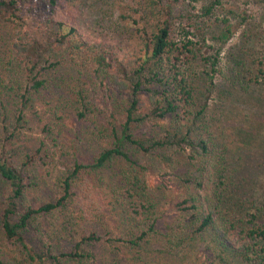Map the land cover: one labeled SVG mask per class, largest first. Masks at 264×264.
Returning <instances> with one entry per match:
<instances>
[{
    "label": "rangeland",
    "instance_id": "rangeland-1",
    "mask_svg": "<svg viewBox=\"0 0 264 264\" xmlns=\"http://www.w3.org/2000/svg\"><path fill=\"white\" fill-rule=\"evenodd\" d=\"M155 1L158 13L157 17L152 16L154 25L159 23L157 19L161 23L167 21L172 36L178 41L185 39V32H189L195 46L197 58L192 60L193 67L187 64L186 54L180 64L184 75L193 81L196 101L195 117L186 129L191 128V136L207 139L226 151L224 215L229 222L243 220L242 226H246L249 214H256L263 221L264 87L254 81L250 83L249 79H254L250 76L238 79L243 63L257 59L264 52V0H222L221 6L209 16L202 13L212 0ZM145 8L140 0H58L53 18L55 23L75 27L87 41L123 49L119 54L128 57L144 54L142 33L137 31L145 27L147 20L137 10ZM8 17L6 11L0 14V80L15 88L26 82L12 49L13 27ZM193 17L197 18L198 29L192 27ZM213 58L217 60L215 68ZM80 74L65 62L45 76L48 82L35 94L33 104L27 108L28 125L20 130L15 118L18 89L10 91L0 87V158L23 162L27 156L36 154L43 140L48 142L49 156L43 154L44 158L37 160L29 171L34 185L28 189L27 201L34 207L61 197L63 180L74 165L92 163L113 143L110 130L99 125L101 121L81 123L78 118L83 111L78 91L99 86V81L93 84V79H80L83 76ZM259 81L264 83V75ZM96 95L106 101L102 94ZM100 100L96 99L97 103ZM150 107L148 96L141 95L140 113L149 114ZM172 125L171 120L148 118L133 125L132 132L136 139L150 145L151 141L161 138L158 136H165ZM125 149L148 166L149 188L143 197L158 207L159 227L155 233L140 241L139 246L128 244L129 239H137L131 232L140 230L126 213L125 192L132 188L131 169L124 160L114 158L101 168L89 170L88 174L92 201L103 214L100 225L92 228L78 216L73 203L38 216L33 222L38 233L32 235L43 243L54 244L59 252L70 250L91 230L103 236L100 241L83 243L81 252L88 257L63 258L62 264H245L221 253L210 231L192 234L187 225L182 228L177 225L182 214L176 204L185 197L183 180L199 178L182 151L144 153L127 144ZM6 189L0 179V217ZM2 259L8 264H29L19 247L5 242L0 219Z\"/></svg>",
    "mask_w": 264,
    "mask_h": 264
},
{
    "label": "trees",
    "instance_id": "trees-1",
    "mask_svg": "<svg viewBox=\"0 0 264 264\" xmlns=\"http://www.w3.org/2000/svg\"><path fill=\"white\" fill-rule=\"evenodd\" d=\"M140 2L148 11L137 10L147 20L145 27L137 31L142 33L144 54L127 57L119 54L123 49L87 41L75 27L55 23L53 17L58 0L0 1V14L4 11L9 13L8 21L13 27L12 49L18 64L22 66L26 82L13 88L0 80L2 89H18V93H15L18 98L15 113L17 129H24L28 125L27 108L33 104L35 94L45 88L48 82L45 76L69 62L83 75L80 79L91 78L93 84L99 81L98 87L93 85L90 90L82 88L78 91L83 109L78 114L79 120L81 123L101 121L102 125H99L110 130L113 140L111 147L105 148L92 163L77 162L74 165L70 175L63 180L61 197L44 201L38 207L27 201L28 189L34 185L29 171L37 160L44 158L43 154L49 156L48 142L43 140L36 154L27 156L23 162L15 163L1 157L0 179L7 187L1 203L2 237L5 242L19 247L29 264H62L63 258L88 257V254L81 252L83 243L100 241L103 236L91 230L70 250L59 252L54 244L43 243L33 236L38 233V227L33 222L38 216L51 214L74 203L78 216L90 223L92 228L100 225L103 214L92 201L89 170L101 168L112 159L120 158L131 169L129 183L132 188L125 192L128 198L126 213L140 230L131 232L137 235V239L131 238L129 242L119 240L139 246L140 241L155 233L159 227V211L155 203L143 197L149 188L146 178L148 166L125 149L127 144L144 153L168 149L182 151L199 178L195 181L183 180L186 185L185 197L176 204L177 211L182 214L177 225L181 228L187 225L192 234L210 231L221 253L245 264H264V220L259 221L258 215L249 214L246 226H242L243 220L229 222L224 215L226 151L207 139L191 136V128L186 129L195 117L196 106L193 81L180 68L185 54L190 67H193L192 60L197 58L195 46L189 39L190 33L185 32V39L176 40L167 21L161 23L157 19L159 23L154 25L152 16L157 17V1ZM221 4L222 0H212L209 6L203 8L202 14L211 15ZM196 20L193 17L192 27L198 29ZM212 61L215 68L217 60L213 58ZM239 75L238 80L250 76L254 78L249 79L250 83L254 81L264 87V83L259 81L260 76L264 75V52L251 62L245 61ZM239 83L247 88L242 81ZM96 93L102 94L106 101H101ZM141 95L148 96L151 106L149 114L140 113ZM95 98L100 100V104ZM148 118L171 120L173 124L165 136H158L161 138L151 141L150 145L136 139L132 132L133 125L143 123ZM191 184L195 185V189ZM0 264L8 263L2 259Z\"/></svg>",
    "mask_w": 264,
    "mask_h": 264
}]
</instances>
